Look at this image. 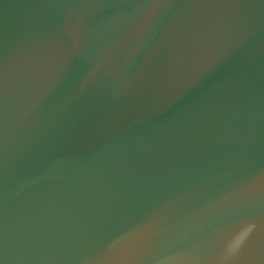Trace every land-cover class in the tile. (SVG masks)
Wrapping results in <instances>:
<instances>
[{
  "label": "water",
  "instance_id": "95a60500",
  "mask_svg": "<svg viewBox=\"0 0 264 264\" xmlns=\"http://www.w3.org/2000/svg\"><path fill=\"white\" fill-rule=\"evenodd\" d=\"M0 264H264V0H0Z\"/></svg>",
  "mask_w": 264,
  "mask_h": 264
}]
</instances>
